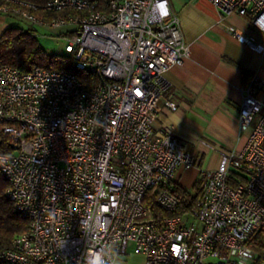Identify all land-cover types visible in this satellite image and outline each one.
I'll return each instance as SVG.
<instances>
[{
	"label": "built area",
	"instance_id": "1",
	"mask_svg": "<svg viewBox=\"0 0 264 264\" xmlns=\"http://www.w3.org/2000/svg\"><path fill=\"white\" fill-rule=\"evenodd\" d=\"M207 1L264 33V0ZM0 15L65 31V53L89 76L0 67V130L16 147L0 153V174L28 221L0 264H90L97 253L104 264L132 254L144 264L254 263L247 243L264 228L263 79L251 74L241 88L243 147L220 150L216 170L199 173L195 204L159 224L153 209H178L169 190L199 161L167 128L154 129L162 107L176 108L164 98L165 74L189 56L169 0H0Z\"/></svg>",
	"mask_w": 264,
	"mask_h": 264
},
{
	"label": "crops",
	"instance_id": "2",
	"mask_svg": "<svg viewBox=\"0 0 264 264\" xmlns=\"http://www.w3.org/2000/svg\"><path fill=\"white\" fill-rule=\"evenodd\" d=\"M169 7L179 18L189 56L165 74L164 98L176 108L162 107L154 129L167 128L198 157L197 167L177 175V185L188 189L200 171L216 170L220 150L238 151L245 143L237 118L242 75L264 80V33L251 27L248 17L223 15L207 0H169ZM12 25L0 15V37ZM258 97L264 100V91Z\"/></svg>",
	"mask_w": 264,
	"mask_h": 264
},
{
	"label": "trees",
	"instance_id": "3",
	"mask_svg": "<svg viewBox=\"0 0 264 264\" xmlns=\"http://www.w3.org/2000/svg\"><path fill=\"white\" fill-rule=\"evenodd\" d=\"M35 5H44L50 0H25ZM96 2L99 8L106 6L110 0H91ZM38 16L43 13L38 12ZM54 17L56 14H47ZM12 18L11 16H8ZM37 30L33 26L28 29L14 27L7 28L0 37V67L10 66L20 72H28L34 67H43L50 70H65L76 74L82 81L87 82L89 76L77 69L74 65L73 56L56 57L45 53L37 40ZM250 76L249 72H243L242 81L245 85ZM10 140L0 130V153H10ZM198 178L188 189L178 185H172L170 192L179 201L178 209L173 213L162 212L154 208V215L157 222L164 217L181 215L190 210L195 204L199 195ZM8 183L0 174V252L10 248L15 236L28 229V221L22 218L16 211L12 202L6 196ZM150 199V196L148 197ZM151 200V199H150ZM248 248L256 255L253 264H264V228L260 229L248 241Z\"/></svg>",
	"mask_w": 264,
	"mask_h": 264
},
{
	"label": "rangeland",
	"instance_id": "4",
	"mask_svg": "<svg viewBox=\"0 0 264 264\" xmlns=\"http://www.w3.org/2000/svg\"><path fill=\"white\" fill-rule=\"evenodd\" d=\"M11 19L14 27H19L23 29H28L32 27V25L28 21L22 18L12 17ZM36 30V37L38 43L45 53L56 57H65L68 55L65 53L64 50L65 41L61 38V36L65 34V31H62L60 35H55L50 31H42L41 29ZM198 178L199 176L197 177V179ZM117 264H144V257L141 255L132 254L131 256L121 259L117 262Z\"/></svg>",
	"mask_w": 264,
	"mask_h": 264
},
{
	"label": "clouds",
	"instance_id": "5",
	"mask_svg": "<svg viewBox=\"0 0 264 264\" xmlns=\"http://www.w3.org/2000/svg\"><path fill=\"white\" fill-rule=\"evenodd\" d=\"M90 264H104V262H103L102 258L100 257V255L97 253L91 259Z\"/></svg>",
	"mask_w": 264,
	"mask_h": 264
},
{
	"label": "water",
	"instance_id": "6",
	"mask_svg": "<svg viewBox=\"0 0 264 264\" xmlns=\"http://www.w3.org/2000/svg\"><path fill=\"white\" fill-rule=\"evenodd\" d=\"M11 148H12V149H16V147H15L14 145H11Z\"/></svg>",
	"mask_w": 264,
	"mask_h": 264
}]
</instances>
